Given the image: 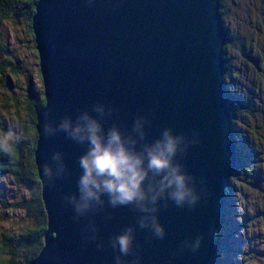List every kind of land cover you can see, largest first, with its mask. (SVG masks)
Here are the masks:
<instances>
[{
  "label": "water",
  "instance_id": "95a60500",
  "mask_svg": "<svg viewBox=\"0 0 264 264\" xmlns=\"http://www.w3.org/2000/svg\"><path fill=\"white\" fill-rule=\"evenodd\" d=\"M219 5V0H36L30 26L44 104L36 110L33 157L46 228L29 264H216L214 232L237 157ZM95 104L105 112L114 109L102 121L105 130L117 123L130 131L135 118L145 116L148 142L165 127L185 134L184 143L197 140L187 155L178 156L196 177L195 207H177L171 200L165 207L161 200L158 211L145 214L106 202L74 219L63 197L78 195V161L87 146L59 131L45 137L41 129L45 120L56 127L84 110L96 115ZM56 152L68 174L53 187L44 182L40 165L51 162L55 172ZM153 216L165 230L163 238L153 235ZM144 217L149 226L141 228ZM128 227L135 237L133 253L121 256L111 241ZM198 237L200 248L193 252Z\"/></svg>",
  "mask_w": 264,
  "mask_h": 264
},
{
  "label": "rangeland",
  "instance_id": "374dc122",
  "mask_svg": "<svg viewBox=\"0 0 264 264\" xmlns=\"http://www.w3.org/2000/svg\"><path fill=\"white\" fill-rule=\"evenodd\" d=\"M237 3H229L224 18L227 29L237 39L236 46L228 49L227 53L228 67L237 71L236 74L230 73L233 78L228 77L225 83L231 91V98L240 102L234 114V135L244 158L240 168L230 178V184L235 189L232 198L235 199L230 203V218L221 227V238L229 234L231 245L229 251L221 252V259L224 264H231L232 261L234 264H264V139H261L264 136V108L254 111L264 104V49L261 50L264 40V0H237ZM0 32L3 35L2 42L9 50L7 57L22 70L17 75L4 71L0 74V84L3 90L13 92L22 102L26 97V77H29L31 91L42 89L32 36L24 21L16 20V17L2 23ZM242 47L252 54L250 62L245 60ZM258 63L260 67L257 68ZM254 83L256 86L259 84L260 92L247 100L249 89L254 88ZM11 109L0 113L8 123H5L6 127L19 118ZM17 129L10 133L15 136ZM6 131L1 130L4 134ZM28 194L27 185L0 173V199L7 205L0 204V232L11 234L31 222L24 208L16 205V202L27 200ZM221 246L226 249V244Z\"/></svg>",
  "mask_w": 264,
  "mask_h": 264
},
{
  "label": "clouds",
  "instance_id": "9594fccd",
  "mask_svg": "<svg viewBox=\"0 0 264 264\" xmlns=\"http://www.w3.org/2000/svg\"><path fill=\"white\" fill-rule=\"evenodd\" d=\"M92 111L96 115L84 110L75 119L66 116L56 127L45 120L41 129L45 137L59 131L77 144L87 146L78 161L82 169L77 182L78 195L63 197L65 205H71L74 219L102 209L106 202L114 208L131 206L145 214L158 211L161 200L165 207L169 200L177 207H184L185 203L189 208L195 207L199 199L194 183L196 177L185 170L178 156L187 155L189 145L196 143V139L190 144L184 143L185 134H174L171 127H165L158 138L148 142L147 117L137 116L130 131L117 123L105 130L102 121L111 116L114 109L108 108L105 112L103 105L95 104ZM195 135L198 137L199 133ZM14 139L18 138L10 132L0 133V153L10 154ZM52 160L58 162L55 172L52 163L47 161L40 165V172L44 182L54 187L55 180L68 173L60 152L54 153ZM148 226L147 218H141L140 227ZM151 228L155 237H164L165 230L155 216ZM134 239L133 228L128 227L114 237L111 244L114 249L118 248L121 256H128L133 253ZM201 239L197 238L193 252L200 248ZM116 259L119 262L120 256Z\"/></svg>",
  "mask_w": 264,
  "mask_h": 264
},
{
  "label": "trees",
  "instance_id": "16d2710c",
  "mask_svg": "<svg viewBox=\"0 0 264 264\" xmlns=\"http://www.w3.org/2000/svg\"><path fill=\"white\" fill-rule=\"evenodd\" d=\"M35 2L36 0H0V25L6 21H9L11 18L16 17V20L22 19L26 25V29L32 36L30 22L32 13L34 11ZM231 2H233L235 5H238L237 0H219V12L221 13L223 24L227 32V40L224 44V58L228 53V49L235 47L237 44L236 37L231 35L230 30L227 29V24L224 22L226 10L229 7V3ZM2 41L3 35L0 32V74L4 73V71H7L11 75H17L18 73H21L22 70L7 57L9 50L7 45H4ZM251 42H254V40ZM32 46L35 48L33 37ZM262 48L264 49V40L261 50H263ZM242 49L244 52L243 56L246 58L245 60L250 62L249 59H252V54H249V52H247L244 47H242ZM261 57L262 53L260 54V58ZM256 67H260V64ZM236 71L237 70L234 68H229V70L224 73V76L227 78L228 74H236ZM26 78V97L22 102L16 95H14L13 92L7 93L5 89L3 90L2 85L0 84V113L5 112V109L8 111V108H12V112L20 118H17L15 121H13L10 127H6V124L8 123H6V120L0 116V132L1 130L4 132L7 130V134L9 132L15 131L16 128H18L17 134L15 133V136H13L14 138H18L14 139L13 151L10 154L0 153V173L7 174L12 180H15L19 183H24L28 186L29 194L27 196V200L16 202V205L24 208L27 214H29L31 217V222L20 231H16L11 234H8L5 231L0 232V264H29L43 244V232L46 228V214L40 195V182L35 169L33 157V151L37 138L35 128L36 110L38 107L44 104V98L42 89H38L35 92L31 91L29 77ZM258 85L256 86L254 83L252 85L254 88L250 87L254 93L250 92V96L247 100H249L251 96L254 98L257 95L256 92H260L261 87ZM225 89L226 96L230 102L228 94H230L231 91L228 86L225 87ZM234 104L236 106L240 105L238 101H235ZM263 108L264 104L259 109L256 108L254 111H261ZM21 115L22 117L26 115L25 119H23ZM234 117L235 116L231 118L232 127L234 126ZM4 132L1 133L4 134ZM253 132L256 131L253 130ZM262 138L264 139V136H261V139ZM228 192H230V190L228 187H226L225 193L227 194ZM227 203L228 199L227 202L225 200V204ZM0 204L7 206L5 201L2 199H0ZM231 210V208L228 209V206L223 208L220 217V226L214 232V244L217 247L216 264H224L221 259V252L230 250L228 249L231 245L230 235L228 234L227 236H224V239L221 238V227L226 225V219L228 215H231ZM222 244H226V249L222 248ZM238 262L240 261L238 260ZM234 263L235 262L233 261L231 262V264Z\"/></svg>",
  "mask_w": 264,
  "mask_h": 264
},
{
  "label": "flooded vegetation",
  "instance_id": "af4514ba",
  "mask_svg": "<svg viewBox=\"0 0 264 264\" xmlns=\"http://www.w3.org/2000/svg\"><path fill=\"white\" fill-rule=\"evenodd\" d=\"M227 53V52H226ZM225 62H226V64H225V67H226V71H228L229 70V67H228V65H227V55H226V57H225ZM228 77H230V74H228V76H227V78ZM226 77H225V81H226V79H227ZM230 78H233L232 76L230 77ZM229 96H231V94H229ZM230 106L232 107V111H233V115H232V117L234 116V114L236 113L235 111H236V105L234 104L235 103V98L234 97H232V98H230ZM241 160H238L237 161V170L240 168V166H241V162H240ZM236 171V170H235Z\"/></svg>",
  "mask_w": 264,
  "mask_h": 264
},
{
  "label": "bare ground",
  "instance_id": "6f19581e",
  "mask_svg": "<svg viewBox=\"0 0 264 264\" xmlns=\"http://www.w3.org/2000/svg\"><path fill=\"white\" fill-rule=\"evenodd\" d=\"M9 28V27H8ZM262 192V191H261ZM261 258V257H260Z\"/></svg>",
  "mask_w": 264,
  "mask_h": 264
}]
</instances>
